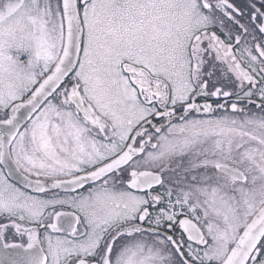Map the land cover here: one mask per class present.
Masks as SVG:
<instances>
[{
    "label": "snow or ice",
    "instance_id": "6c2138e0",
    "mask_svg": "<svg viewBox=\"0 0 264 264\" xmlns=\"http://www.w3.org/2000/svg\"><path fill=\"white\" fill-rule=\"evenodd\" d=\"M0 264H264V0H0Z\"/></svg>",
    "mask_w": 264,
    "mask_h": 264
}]
</instances>
